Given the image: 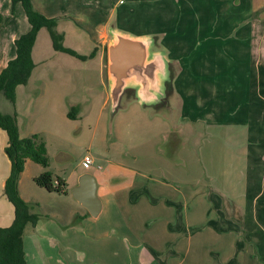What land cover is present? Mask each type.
Masks as SVG:
<instances>
[{
	"label": "rangeland",
	"instance_id": "1",
	"mask_svg": "<svg viewBox=\"0 0 264 264\" xmlns=\"http://www.w3.org/2000/svg\"><path fill=\"white\" fill-rule=\"evenodd\" d=\"M35 1L39 5L35 8L40 12L48 9L46 11L50 14L44 13L45 11L42 13L48 17H55L58 21L57 30L62 33L65 31L62 43L81 54L88 55L99 46L97 43L99 29H102L101 22L107 10L105 5L110 7L117 0ZM146 4L148 3L139 1L135 5L136 11L138 6L139 11H142ZM149 5H155L158 9V4ZM21 8L23 9L20 4V10ZM170 16L173 17V14ZM109 21L113 22L106 24L107 27L103 29L108 34L110 42L113 39L110 29L117 27L114 23L117 21L115 14ZM15 22L16 19L11 18L2 20L0 44L5 45L9 41L10 45V36L22 31L26 26L25 23L21 28L16 27ZM122 25L126 27L125 29L134 28L137 32L144 30L140 28V24L129 25L123 21ZM184 29L185 24L181 30ZM152 35L155 37L152 50H162L160 35L156 33ZM106 40V37L100 38V44L103 41L107 42ZM32 57L36 63L34 75L30 77L29 85L20 87L18 102L13 105L19 115L17 122L20 134L23 137L34 133L42 134L48 147L47 155L50 160L48 169L55 177L64 179L69 191L67 194L50 192L37 185L34 177L44 172L46 168L32 160L26 162L20 176L23 180L22 191L30 199L27 202L31 211L39 215L37 225H30L25 234L26 239L34 244L31 249L27 248L29 263L33 258L39 262L38 264H119L121 260L112 257L108 252V247L116 235L113 226L128 223L134 229L141 230L137 231V234L142 235V230L146 228L145 223L148 224L149 219L146 220L137 210L143 207L141 203L144 205L146 192H139L137 189L131 192L132 200L136 199L137 194H143L142 196L139 194V199L135 200L139 203L132 205L131 211H127L125 209L127 206L121 205L115 198L103 213L94 217L74 198L72 187L86 171L100 176V185L103 187L108 184L111 189L126 186L135 177L146 180L143 172L149 161L159 165L156 174L152 175L158 177L161 171H166V175L162 177L177 188L199 185L198 189L202 188L206 193L212 194L215 204L218 201H226V204L231 206L239 200L243 209L249 212L252 208L249 214L246 211L245 222L239 223L242 228L240 233L246 242L249 240L251 243L252 229L255 230L258 234L256 238L261 242L258 244L253 242L249 249L258 256L261 263L263 262L264 197L261 201L256 200L260 197H256V194L264 189V178L246 177L249 154L250 170L257 168L253 157L259 156L255 143L259 124L253 119L252 126H248L246 112L244 116L241 112H236L241 107L239 103L233 101L228 105V113L239 105L235 110L236 115L233 113L228 117V114L225 115L223 112L213 115L205 107L209 105L206 103L208 99H203L207 98V95L198 92L192 94L194 100L200 96L197 99L198 104H192L197 108L190 111L183 109L182 104L177 103L172 94L159 104H143L137 98H130L135 93L133 89L128 88L118 109L113 110L107 48L103 59L104 67L99 56L82 60L67 52L56 50L48 28L43 27L38 34ZM168 57L173 76L174 56L170 53ZM167 85L169 89L171 81ZM218 93L222 94L220 90ZM218 105L221 106L219 103ZM10 106L11 101L0 93V109L3 112L8 111L12 108H9ZM71 107L76 108L75 118L68 116ZM259 123L264 125V120L260 119ZM176 130L180 131L179 143L182 146L178 157L181 161L179 166L174 165L161 153L171 144L172 138L176 137V134L172 133ZM86 154H90L94 159L90 167L84 164ZM139 172L141 174L137 175ZM196 203L197 200L192 199L190 208H195ZM109 208L112 211H109ZM256 209L257 213H254L255 217L252 220V210ZM223 210L226 214L219 213L216 216L218 221L215 227L219 232H226L225 227L231 226L229 221L226 224L223 222V216L228 218L233 214L227 215L230 209L229 207L226 209L224 204ZM159 219L161 215L154 223L162 224ZM232 221L236 222L234 219ZM232 232L223 233L222 237L216 234L218 239L215 242L211 238V248L215 252L217 262L230 256L228 250L222 246V240L223 237L230 239L232 236L235 239L237 230ZM55 241L60 245L56 246ZM102 252L104 261L100 259L103 257ZM231 264H235V261Z\"/></svg>",
	"mask_w": 264,
	"mask_h": 264
},
{
	"label": "crops",
	"instance_id": "2",
	"mask_svg": "<svg viewBox=\"0 0 264 264\" xmlns=\"http://www.w3.org/2000/svg\"><path fill=\"white\" fill-rule=\"evenodd\" d=\"M32 1L34 6L39 7L35 0ZM139 1L148 3L143 6L142 11H139V6L138 11L135 9ZM150 3L158 4V9L155 5H149ZM20 4L17 3L13 9L12 0H0V24L6 18L16 19L14 24L19 28L26 23L22 31L10 36V45L9 41L5 45L0 44V71L10 59L16 56V38L30 29V23L24 9L20 10ZM105 8L107 10L101 22L102 29H99L97 42L99 46H97L95 56L100 57L102 65L104 66L105 50L108 49L110 43L108 34L103 28L107 27L106 24L113 22L109 21L113 14L117 20L114 23L123 32L135 35L159 34L160 48L166 52L167 57L171 53L175 58H172L175 74L172 76L171 87L168 89L166 98L172 94L176 102L182 104L183 109L191 111V109L196 110L197 107L194 105L198 104L197 99L200 98V96L195 97L194 100L192 94L198 92L207 95V98L203 97V99H208L206 103L209 105L205 107L208 108L209 113L214 115L223 112L225 115L228 114V117L232 116L239 106L237 105L231 113H228V105L233 101L239 103L241 107L236 112H241L243 116L246 112L248 126H252L251 122L254 119L259 124L258 134L259 131L261 133L255 137L259 156L253 157V161H256L257 168L250 170L249 154L246 177L264 178V147H261L264 146V125L259 123L260 119L264 120V0H117L110 7L105 5ZM46 10L42 12L50 14ZM171 14L173 17L170 16ZM123 21L129 25L140 24V28L144 30L137 32L134 28L125 29L126 27H122ZM184 24L186 29L181 30ZM63 33L65 34V31ZM104 37L107 42L103 41L100 44V38ZM168 59L170 60L169 57ZM24 85H29V83L16 88V100L11 101L12 106L9 108H12L4 112L17 115V110L13 108V105L17 104L20 87ZM218 90L222 94L218 93ZM130 98L135 99V96L132 95ZM225 119L223 122L226 121ZM172 133H175L176 137L172 138L171 144L168 145L169 149H163L161 153L174 165L179 166L181 161L178 157L182 148L179 143L180 131L176 130ZM8 141L7 132L0 128V226H9L15 218L14 205L4 192L5 182L12 165L5 151ZM28 160L31 159H27L26 162ZM147 163L143 174L150 183L135 177L128 185L121 186L119 189H111L108 184L102 187L100 176L96 175L99 182L98 192L104 203L103 211L115 198L121 205L127 206L125 208L127 211H131V206L139 203L135 200L139 199L138 196L141 194H137L136 199L132 200L131 192L135 189L139 192H146L144 193V205L141 203L143 207L137 210L145 216L146 220L149 219L148 224L145 223L146 228L142 230V235L137 234V231L141 230L134 229L128 223L113 226L116 235L108 247V252L112 257H118L121 260L119 264H231L234 261L235 264H264V242L262 263L258 256L249 249L253 242L257 244L261 242L256 238L258 234L255 230L252 229L250 240L253 241L251 243L249 240L246 242L241 236L242 228L239 223L245 222L244 217L248 210L243 209L239 200L231 206L226 204V201H218L215 204L212 194L206 193L202 188L198 189L199 185L177 188L162 177L166 175V171H161L158 177L152 175L156 174L158 164L150 161ZM139 174L141 173H137ZM19 184L22 197L29 201V197H26L22 191V178ZM263 193L264 189L258 191L256 197H260L256 200L261 201L264 197ZM192 199L197 200L195 208H190ZM223 204L226 209L228 207L230 209L227 215H233L228 218L223 216V222L226 224L229 221L231 226L225 227L226 232H219L215 227L218 221L216 216L219 213L226 214ZM109 211H112L111 208ZM252 212L253 220L257 209ZM160 215L159 220L162 224L154 223ZM162 216L165 217L162 218ZM233 219L236 222H233ZM255 221L259 225L257 218ZM30 225L26 227V230ZM232 230H237L235 239L232 236L230 239L223 237L222 240V246L228 250L227 253L230 256L217 262L215 252L211 248V238L215 242L218 239L216 234L222 237L223 233L228 232L229 234L230 232L231 234ZM214 242V247H216ZM24 243L28 258L27 248L31 249L34 244L32 241L29 242L25 235ZM54 243L56 246L60 245L56 241ZM103 253L100 259L104 261ZM31 261V264L39 263L33 258Z\"/></svg>",
	"mask_w": 264,
	"mask_h": 264
},
{
	"label": "trees",
	"instance_id": "3",
	"mask_svg": "<svg viewBox=\"0 0 264 264\" xmlns=\"http://www.w3.org/2000/svg\"><path fill=\"white\" fill-rule=\"evenodd\" d=\"M13 9L21 3L30 23V29L22 33L15 40L16 56L0 71V93L10 101L16 100V88L27 84L35 69L36 63L32 57L38 34L43 27H47L56 50L67 52L79 59L87 60L97 54V47L88 54H81L73 48L65 46L62 41L64 33L57 30V19L48 17L38 11L32 0H12ZM76 108L72 107L69 117L75 118ZM0 128L4 129L9 137L6 152L11 159V173L6 179L4 192L14 205L15 218L9 226H0V264H30L27 258L24 235L28 225L36 226L39 215L31 211L30 204L22 197L19 191V180L25 169L27 159L43 165L46 170L37 175L34 180L50 192L68 193L64 179L55 177L48 169L50 160L47 155L48 147L45 138L40 133L22 137L20 134L17 115L3 112L0 109ZM57 180V182H56Z\"/></svg>",
	"mask_w": 264,
	"mask_h": 264
},
{
	"label": "water",
	"instance_id": "4",
	"mask_svg": "<svg viewBox=\"0 0 264 264\" xmlns=\"http://www.w3.org/2000/svg\"><path fill=\"white\" fill-rule=\"evenodd\" d=\"M113 39L108 45V74L113 110H117L128 88L143 104L156 105L168 95L167 83L172 81L170 60L164 50L153 51V35L126 33L111 27ZM99 182L90 171L83 172L72 187V195L89 213L98 217L104 208L99 195Z\"/></svg>",
	"mask_w": 264,
	"mask_h": 264
},
{
	"label": "built area",
	"instance_id": "5",
	"mask_svg": "<svg viewBox=\"0 0 264 264\" xmlns=\"http://www.w3.org/2000/svg\"><path fill=\"white\" fill-rule=\"evenodd\" d=\"M94 163V159L90 154H86L84 157V164L86 167H90Z\"/></svg>",
	"mask_w": 264,
	"mask_h": 264
}]
</instances>
